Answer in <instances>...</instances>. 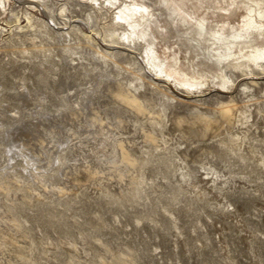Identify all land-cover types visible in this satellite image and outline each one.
<instances>
[{"label": "rangeland", "instance_id": "rangeland-1", "mask_svg": "<svg viewBox=\"0 0 264 264\" xmlns=\"http://www.w3.org/2000/svg\"><path fill=\"white\" fill-rule=\"evenodd\" d=\"M254 48L264 0H0V264H264Z\"/></svg>", "mask_w": 264, "mask_h": 264}, {"label": "bare ground", "instance_id": "bare-ground-1", "mask_svg": "<svg viewBox=\"0 0 264 264\" xmlns=\"http://www.w3.org/2000/svg\"><path fill=\"white\" fill-rule=\"evenodd\" d=\"M145 7L146 5L144 4L120 2L117 5V16L123 21H125L127 25L133 29L136 26V22L139 20V18H137L136 16L139 15V17H142ZM247 19L248 20L245 23L246 27H248L252 22V19ZM235 35L236 34H231L230 39H235ZM226 46H228V44ZM139 54L140 58L138 60L143 66L144 70L149 74L150 77L161 81L163 84L162 86L166 87L167 91L169 90L172 94L178 95L186 99L188 98L187 100H190L189 98L194 97L196 95H200L204 91L198 90L197 87L194 86V81L188 80L186 78L179 79L175 76V74H173L172 71L167 68H163L160 62L155 61V56L152 53L150 47H147L143 52ZM251 54L256 57L264 54V51L257 50V48H254ZM218 90H220V87L218 88ZM115 94L120 99V101H123L127 105H130L131 107L138 106L136 100L128 92L119 89L118 92ZM232 104L233 103L223 106L221 109V112L227 117H231L230 114L232 113L231 110L233 109Z\"/></svg>", "mask_w": 264, "mask_h": 264}]
</instances>
